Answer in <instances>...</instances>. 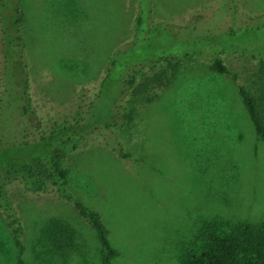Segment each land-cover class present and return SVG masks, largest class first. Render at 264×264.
<instances>
[{
	"label": "rangeland",
	"instance_id": "obj_1",
	"mask_svg": "<svg viewBox=\"0 0 264 264\" xmlns=\"http://www.w3.org/2000/svg\"><path fill=\"white\" fill-rule=\"evenodd\" d=\"M21 8L30 102L20 99L16 79L4 80L0 44L4 132L28 127L38 137L93 104L88 115L99 129L63 159L69 189L109 229L112 264H181L212 231L264 221V141L238 93L246 83L264 111V64L254 58L264 54V0H21ZM184 54L194 60L166 85L136 96L130 111L115 110L127 98L121 76L160 55ZM217 55L231 74L211 69ZM24 103L34 115L23 114ZM119 112L129 119L106 137ZM118 142L130 157H118ZM9 186L21 201L26 264H103L96 230L71 203ZM52 218L71 229L63 253L36 246ZM16 254L0 216V264H17Z\"/></svg>",
	"mask_w": 264,
	"mask_h": 264
},
{
	"label": "trees",
	"instance_id": "obj_2",
	"mask_svg": "<svg viewBox=\"0 0 264 264\" xmlns=\"http://www.w3.org/2000/svg\"><path fill=\"white\" fill-rule=\"evenodd\" d=\"M0 44L5 64L3 78L6 83L16 79L17 84L23 86V97L20 99L29 103L30 73L26 58L21 0H0ZM112 56L109 71L117 64L115 55ZM254 58L264 64V54L260 58L254 55ZM193 60L194 57L190 54L160 55L149 64L133 67L127 76H121L124 88L122 97L127 98L115 106V110H129L130 105L139 98L136 96H147L152 88L166 85L185 64ZM210 67L218 73L232 72L219 55L212 58ZM233 74L234 78L238 79L237 73ZM108 76L107 72L101 79L99 89H104ZM238 93L244 101L258 138L264 141V111L258 105L256 96L246 83L238 84ZM82 101L83 97H80V102ZM89 103L84 111L82 105H78L71 116L52 123L51 130L48 133L38 132V137L33 131H29L28 127L25 133L4 132V112L0 105V216L17 248V264H26L23 258L26 227L22 220L19 194L10 188L11 183L21 185L24 191L33 195L52 194L71 203L78 215L96 230L104 249L103 264H112L117 255L109 240V229L99 214L78 200L68 187V169L63 159L66 152L87 145L79 143L82 137L96 133L99 129V126L90 123L88 114L93 104ZM22 109L23 114L32 112L34 115L28 104H22ZM113 116L117 120L105 125V129L109 128L110 131L106 137H114L112 128L117 123H120V126L126 123L130 113L125 112L120 116L119 112ZM116 145L113 149L118 157L131 156L120 142ZM67 224L52 218L41 227L36 240V246L41 248V253H63L64 247L71 239V229ZM204 241L203 249L184 256L181 264H264V221L240 223L224 233L212 231Z\"/></svg>",
	"mask_w": 264,
	"mask_h": 264
}]
</instances>
